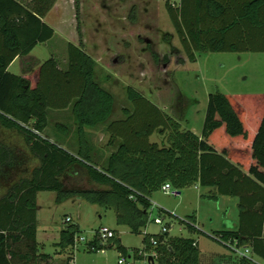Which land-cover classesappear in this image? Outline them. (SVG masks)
<instances>
[{"label": "trees", "instance_id": "trees-1", "mask_svg": "<svg viewBox=\"0 0 264 264\" xmlns=\"http://www.w3.org/2000/svg\"><path fill=\"white\" fill-rule=\"evenodd\" d=\"M56 2L33 0L27 5L0 0V129L22 135L30 156L39 160L29 175H21L28 170L27 153L0 141V264H38L39 259L52 257L41 251L38 240L40 191H56L59 201L79 197L112 208L119 224L142 233L155 211L153 194L168 182L176 191L210 187L208 197L214 200L237 197L238 226L214 231L211 237L227 248L236 242L250 248V255H238L237 264H264V176L258 161L259 154L264 155V92H213L203 133L198 135L183 128L184 116L176 109L179 98L171 114L131 85L126 88L131 106L122 109L123 117L115 118L116 95L97 79V61L83 42L68 43L66 69L50 58L21 75L10 72L16 58L29 55L56 34L44 21ZM166 7L189 61H196L201 52L264 51V0L177 4L168 0ZM172 38V33L164 35L168 43ZM151 50L156 63L170 62L168 56L161 60ZM69 109L74 133L58 119L56 134L51 135L50 117ZM101 128L108 135L107 144L115 147L105 163L96 158L90 134ZM156 133L164 137L163 143L151 140ZM66 134L73 137L63 145ZM77 175L97 186L69 185L64 180ZM2 188H6L3 194ZM158 209L159 216L176 217ZM181 222L197 230L196 215ZM97 231L87 244H95L94 251L116 246L120 254L135 259L157 251L154 264H201L202 252L194 237L172 236L169 231L145 233L144 247L129 248L116 230L100 245ZM80 234L79 224L71 222L61 229L57 247H75Z\"/></svg>", "mask_w": 264, "mask_h": 264}, {"label": "rangeland", "instance_id": "rangeland-1", "mask_svg": "<svg viewBox=\"0 0 264 264\" xmlns=\"http://www.w3.org/2000/svg\"><path fill=\"white\" fill-rule=\"evenodd\" d=\"M20 1L27 5L33 2ZM57 1V5L44 17V21L56 29V34L49 41L39 43L32 51L33 56L24 60L16 58L9 66L10 72L21 75L28 68L50 58L58 60L60 66L66 69L68 43L83 42L85 50L97 61V79L116 95L115 118L123 117L122 109L131 106L126 90L131 85L171 114L175 113L174 104L179 98L176 109L184 116L181 119L183 128L193 130L198 135L203 133L213 92H264V51L201 52L196 61H189L167 10L168 0ZM169 1L175 4L180 2ZM167 32L173 34L171 43L164 40ZM151 49L160 54L161 60L168 56L170 62L156 63ZM53 118L50 117L48 127L51 135L56 134L58 119L69 124L74 133L76 125L71 109L58 111ZM97 132L90 133L93 151L96 158L105 163L115 147L107 144L108 135ZM151 140L163 143L164 137L156 133ZM0 141L27 153L28 170L21 171V175H29L39 164L37 158L30 156L24 137L16 131L0 129ZM99 161L96 162L104 166ZM64 178L69 185L97 186L81 175ZM5 191L6 188H2L1 194ZM210 193V187L200 185L182 189L180 194H168L162 190L155 192L152 201L157 208L147 226L142 228V233H135L129 225L118 223L116 211L112 208L79 197L59 201L56 191H40L38 239L43 243L41 251L52 257L41 258L38 264H118L120 252L116 246H104L97 251L89 250L87 243L67 249L57 247L63 219L71 215L89 241L94 239L100 227L107 226L118 232L125 246L142 248L145 233L163 232V225L154 221L159 216L158 207L176 216L161 215L165 223L171 226L170 235L194 237L200 242L201 264H237L238 254L211 235L217 230L234 228L233 224L239 217L238 199L220 196L214 200L208 197ZM190 215H196L195 231L181 222ZM255 259L261 260L258 257Z\"/></svg>", "mask_w": 264, "mask_h": 264}, {"label": "built area", "instance_id": "built-area-1", "mask_svg": "<svg viewBox=\"0 0 264 264\" xmlns=\"http://www.w3.org/2000/svg\"><path fill=\"white\" fill-rule=\"evenodd\" d=\"M172 187L171 183H165L162 186V191L168 194H176V190ZM154 208H157V205L154 204ZM154 221L157 224L163 225V232H167L171 229V226H168L162 216H157L154 218ZM73 222V217L71 215H67L66 218L63 219V226L62 228H67L69 224ZM98 238L100 245H105L111 238L115 236V230L112 228H109L107 226H102L98 229ZM90 241L84 234H80L76 237V243L75 246L78 247L82 243H89ZM89 246V245H88ZM89 248L91 250L96 249V245H90ZM231 250H233L235 253H237L240 256H246L251 254V250L247 246H239L238 243H234L231 247ZM158 257L157 251H151V252H145L143 253L142 259H135L132 256L127 257L124 254L119 255L118 264H154L155 259ZM71 264V263H70Z\"/></svg>", "mask_w": 264, "mask_h": 264}, {"label": "crops", "instance_id": "crops-1", "mask_svg": "<svg viewBox=\"0 0 264 264\" xmlns=\"http://www.w3.org/2000/svg\"><path fill=\"white\" fill-rule=\"evenodd\" d=\"M58 2V1H57ZM55 5H57V3L55 4ZM55 7V6H54ZM56 30V29H55ZM70 42H72V41H70ZM74 43V42H73ZM28 56H33L32 55V52L29 54V55H27V56H23V57H18V58H21V60H24L25 59V57H28ZM28 70H29V68H28ZM25 72V71H24ZM167 109V108H166ZM94 131H96V130H93V132ZM98 132V134L99 135H102V134H104V135H107L105 132H104V128H101V129H99V130H97ZM196 133V132H195ZM71 136H68V134H66V136H65V140H63L64 142H62L63 143V145H66L68 142H69V140H71ZM258 158H259V162L260 163H263L262 164V175L264 176V155H260L259 154V156H258ZM237 198V197H236ZM238 199V198H237ZM238 203H239V200H238ZM38 205H39V203H38ZM258 208L260 207V205L258 204V206H257ZM39 209H40V205H39ZM39 222H40V218H39V210H38V233H39ZM75 222V221H74ZM238 224H239V217H238V221L237 222H235L233 225V227L234 228H236L237 226H238ZM80 226V225H79ZM81 228V227H80ZM39 240V239H38ZM40 243H41V245H43V243L41 242V241H39ZM199 247H200V249H201V245H200V242H199ZM202 251V250H201ZM202 254V253H201ZM259 258V257H258ZM260 259V258H259ZM262 260V259H261ZM261 260H258V261H261Z\"/></svg>", "mask_w": 264, "mask_h": 264}, {"label": "water", "instance_id": "water-1", "mask_svg": "<svg viewBox=\"0 0 264 264\" xmlns=\"http://www.w3.org/2000/svg\"><path fill=\"white\" fill-rule=\"evenodd\" d=\"M177 193L176 194H180L181 193V191H176Z\"/></svg>", "mask_w": 264, "mask_h": 264}]
</instances>
